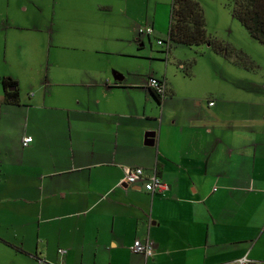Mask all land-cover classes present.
Here are the masks:
<instances>
[{
    "label": "crops",
    "instance_id": "obj_1",
    "mask_svg": "<svg viewBox=\"0 0 264 264\" xmlns=\"http://www.w3.org/2000/svg\"><path fill=\"white\" fill-rule=\"evenodd\" d=\"M98 5L82 18L100 14ZM139 6L124 7L142 15ZM97 35L83 34L85 43L56 58L52 38L7 35L27 77L0 71V86L4 76L17 80L21 100L3 103L2 88L0 243L34 264L264 261V75L202 102L151 75L167 88L158 103L150 77L112 64ZM148 131L153 145L145 143ZM127 166L156 171L167 189L127 184ZM137 239L151 241L153 255L132 252Z\"/></svg>",
    "mask_w": 264,
    "mask_h": 264
},
{
    "label": "rangeland",
    "instance_id": "obj_2",
    "mask_svg": "<svg viewBox=\"0 0 264 264\" xmlns=\"http://www.w3.org/2000/svg\"><path fill=\"white\" fill-rule=\"evenodd\" d=\"M197 1L204 10L207 32L227 46L229 56L217 53L208 43L188 46L172 42L167 51V43L160 44L158 39L168 40L172 0H0V38L3 37L5 41V47L0 50V56L1 52H5L4 58L0 60V71L15 68V72L21 71L27 77L23 72V60H14L15 52L10 53L14 49L8 46L7 35H36L47 40L52 38L51 50L56 58L64 54L66 47L85 43L83 34L94 32L101 37V41H97L100 42V48L108 47L109 53L104 55L112 64L135 70L147 79L151 75L165 78L169 85L179 89L181 96H199L201 102L211 96L210 92L229 85H240L243 78L247 82L264 75L261 68L264 65V45L234 17L232 11L237 0ZM94 4H99L97 13L100 14L92 19L82 18L81 14L88 11L89 5ZM107 4L111 5V10L106 8ZM131 4L140 5L142 15H135L124 7ZM146 12L147 22L143 19ZM146 23L149 26L153 23L155 25L151 39L147 38L149 35L145 32H139L140 28L148 26ZM141 34L144 44L137 41ZM61 37L63 39L60 41ZM28 48V51L34 50L33 45ZM41 49L44 47L41 46ZM44 50L48 58V50ZM41 53H37L38 61L42 57ZM0 264L34 263L16 256L13 250L0 243ZM71 264L145 262L137 258H124L119 263L107 259H89L81 263L73 261Z\"/></svg>",
    "mask_w": 264,
    "mask_h": 264
},
{
    "label": "trees",
    "instance_id": "obj_3",
    "mask_svg": "<svg viewBox=\"0 0 264 264\" xmlns=\"http://www.w3.org/2000/svg\"><path fill=\"white\" fill-rule=\"evenodd\" d=\"M232 13L251 35L264 45V0H237ZM149 36L151 37V35ZM141 40V36L137 37V41L142 42ZM158 40L167 43V51L170 50L172 42L188 46L208 43L217 53L230 55L227 46L207 32L204 10L197 0H172L168 40ZM1 84L4 91L2 102L13 105L20 104L17 80L4 76L1 79ZM147 89L158 103L162 102L164 98L162 94L154 89Z\"/></svg>",
    "mask_w": 264,
    "mask_h": 264
},
{
    "label": "built area",
    "instance_id": "obj_4",
    "mask_svg": "<svg viewBox=\"0 0 264 264\" xmlns=\"http://www.w3.org/2000/svg\"><path fill=\"white\" fill-rule=\"evenodd\" d=\"M140 32L142 34L143 32H145L147 35H151L154 32V29L151 26H146L145 28L143 27L140 28ZM158 42L160 44H163L161 40H158ZM147 87L154 89L156 92L162 94V96L164 97L167 94V88L165 83L156 77H150ZM213 103H214L213 101L210 102V105H213ZM32 140L33 139L30 136L25 137L23 139V144L28 145L30 142H32ZM123 170H124L123 180L129 185L130 184L133 185L142 181L144 188L151 193H155V192L161 193L167 189L166 184L162 182L160 177L157 175L156 171H154L152 175L146 176L144 168L140 166H127L124 167ZM131 251L134 253L142 254L145 257H149L154 253L153 243L151 241L142 242L137 239L134 241L133 245L131 246ZM59 252L64 253L65 250L60 249ZM39 264H52V263L40 261ZM219 264H264V261L253 259L250 258L248 255H245L243 257Z\"/></svg>",
    "mask_w": 264,
    "mask_h": 264
},
{
    "label": "water",
    "instance_id": "obj_5",
    "mask_svg": "<svg viewBox=\"0 0 264 264\" xmlns=\"http://www.w3.org/2000/svg\"><path fill=\"white\" fill-rule=\"evenodd\" d=\"M119 80H120V78H118ZM154 132H150V131H148L147 133H146V139H145V143L147 144V145H153L154 144Z\"/></svg>",
    "mask_w": 264,
    "mask_h": 264
}]
</instances>
